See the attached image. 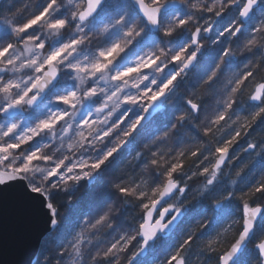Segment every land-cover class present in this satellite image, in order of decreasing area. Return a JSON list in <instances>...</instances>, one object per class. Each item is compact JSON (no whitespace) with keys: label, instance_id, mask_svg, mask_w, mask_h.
<instances>
[{"label":"clouds","instance_id":"9594fccd","mask_svg":"<svg viewBox=\"0 0 264 264\" xmlns=\"http://www.w3.org/2000/svg\"><path fill=\"white\" fill-rule=\"evenodd\" d=\"M0 264H264V0H0Z\"/></svg>","mask_w":264,"mask_h":264}]
</instances>
